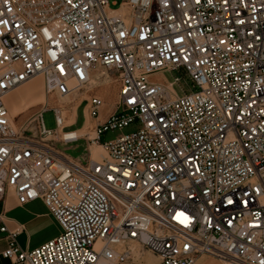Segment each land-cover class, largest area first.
<instances>
[{"label": "built area", "instance_id": "built-area-1", "mask_svg": "<svg viewBox=\"0 0 264 264\" xmlns=\"http://www.w3.org/2000/svg\"><path fill=\"white\" fill-rule=\"evenodd\" d=\"M38 76L46 101L17 128L6 97ZM112 77L101 120L94 82ZM82 94L97 122L81 135L49 98ZM10 194L43 200L60 233L23 248ZM0 232L11 264H125L135 245L157 264H264V0H0Z\"/></svg>", "mask_w": 264, "mask_h": 264}, {"label": "rangeland", "instance_id": "rangeland-1", "mask_svg": "<svg viewBox=\"0 0 264 264\" xmlns=\"http://www.w3.org/2000/svg\"><path fill=\"white\" fill-rule=\"evenodd\" d=\"M113 8L117 7L112 5ZM165 76L171 79V75L166 73ZM165 76L161 74H155L152 76L155 80H164ZM94 91L100 94L105 100V109L112 111L118 101V85L113 77L108 81H102L100 78L95 79ZM26 86L34 88V92L31 94H25ZM23 90V91H22ZM87 94H82L78 98L52 96L49 98L51 106H61L66 112V125L67 120H72V116L75 117V121L71 125H67L70 129L78 130L79 134H84L93 123L92 118L89 117L88 106L86 99ZM46 101L44 93V80L42 76L35 77L28 82L22 84L15 90H13L6 97V104L12 118V123L15 127L19 128L43 106ZM44 124L48 129H56L57 121L56 115L52 108L47 109L43 113ZM128 127L124 132L130 131ZM117 135V132H107L103 135V140L113 138ZM83 141L73 145H64L65 150L75 156L80 157L85 153L84 148L81 146ZM11 213L20 219L24 220L27 224V231L21 236V241L26 242L28 236H31L35 242L45 243L49 239L47 237L57 232V235L61 231L59 223L53 217L50 218L45 214L44 201L38 199L35 204L27 203L25 205L14 206ZM135 257L129 260L125 264H157V257L148 249L141 248L139 245L134 246ZM208 260L213 261L215 258L206 256ZM204 261L202 264H213V262Z\"/></svg>", "mask_w": 264, "mask_h": 264}, {"label": "crops", "instance_id": "crops-1", "mask_svg": "<svg viewBox=\"0 0 264 264\" xmlns=\"http://www.w3.org/2000/svg\"><path fill=\"white\" fill-rule=\"evenodd\" d=\"M111 111L108 110V109H104L102 111V114H101V117L100 119L101 120H104L106 119L108 116H109V113ZM97 121L96 120H93V123L95 124ZM37 202V200L35 201H32L30 202L31 204H35ZM5 209H6V214H7V223H8V226L12 229V228H15L17 225H23L25 227V231L24 232H21L20 235L18 236V240H19V243L21 244V246L23 248H25L26 250H32V249H35L37 247H39L40 245H42L44 241H41V242H35L33 240V238L31 236H28V239L26 242H22L21 241V236L25 234V232L27 231V224L24 220L20 219L19 217L13 215L11 213L12 211V208L14 206H19L20 204L17 203V200L15 198V196L13 194H10L8 196V198L6 199L5 201ZM45 205V214L47 216H49L50 218L53 219L51 213L49 212L46 204L44 203ZM56 220V219H55ZM58 223V222H57ZM57 235V232H54L52 234H50L47 239H51L53 237H55ZM8 246V238H7V233L6 232H0V264H11V260L8 259V258H5L2 253L3 251L6 249V247ZM203 260L205 261H210L207 259V257H203L202 258ZM211 262V261H210ZM23 264V263H22ZM25 264V263H24Z\"/></svg>", "mask_w": 264, "mask_h": 264}, {"label": "bare ground", "instance_id": "bare-ground-1", "mask_svg": "<svg viewBox=\"0 0 264 264\" xmlns=\"http://www.w3.org/2000/svg\"><path fill=\"white\" fill-rule=\"evenodd\" d=\"M24 90L26 91L25 94H31L32 92H34V88H32L31 86H26V88H25ZM22 91H23V90H22ZM64 116H66V112L64 113ZM89 117H90V115H89ZM90 118H91V117H90ZM74 121H75V117L72 116V120H71V119H70V120H67V125H71V124H73ZM67 125H66V120H65V126H67ZM93 126H94V125L91 124V126L87 127V129L89 130V129H90L91 127H93ZM58 132H59L60 134H61V133H66L62 128H60ZM98 150H99L98 148L93 149L94 156H96V152H97ZM204 261H205V260L201 259V260L198 261L197 264H202ZM211 262H213V264H222V262L219 261V260H217V259H214V260L211 261Z\"/></svg>", "mask_w": 264, "mask_h": 264}]
</instances>
